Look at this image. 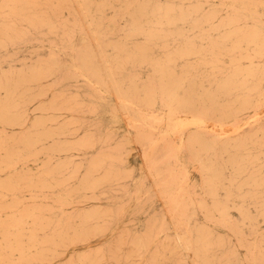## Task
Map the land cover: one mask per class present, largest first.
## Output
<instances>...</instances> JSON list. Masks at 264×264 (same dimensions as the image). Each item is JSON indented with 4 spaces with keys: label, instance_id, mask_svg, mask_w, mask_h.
Instances as JSON below:
<instances>
[{
    "label": "rangeland",
    "instance_id": "374dc122",
    "mask_svg": "<svg viewBox=\"0 0 264 264\" xmlns=\"http://www.w3.org/2000/svg\"><path fill=\"white\" fill-rule=\"evenodd\" d=\"M191 1L0 0L6 264H264V51L223 49L217 71L198 58L229 44L201 31L262 33L264 9ZM250 66L263 70L250 93L213 88ZM209 93L206 130L181 124Z\"/></svg>",
    "mask_w": 264,
    "mask_h": 264
},
{
    "label": "bare ground",
    "instance_id": "6f19581e",
    "mask_svg": "<svg viewBox=\"0 0 264 264\" xmlns=\"http://www.w3.org/2000/svg\"><path fill=\"white\" fill-rule=\"evenodd\" d=\"M192 1H194V0H192ZM191 1V2H192ZM203 1V0H202ZM209 1V0H208ZM223 2L222 3H224L225 4V6H227V7H230V9H235V10H242V9H250L251 10V8H253L252 9V11L253 10H255V11H257L256 9H257V7H260L261 9H264V0H222ZM221 2V1H220ZM194 3H195V1H194ZM201 3V2H200ZM198 4H199V1H196V3L195 4H190L191 5V7H190V9L192 10V11H197L198 9H199V6H198ZM201 4H203V3H201ZM189 7V6H188ZM204 8V7H203ZM218 8H220V7H218ZM222 8V7H221ZM189 9V10H190ZM225 9V8H224ZM200 10H203V9H200ZM222 10V9H221ZM249 10V11H250ZM244 10H242L241 11V13L243 12ZM254 11V12H255ZM260 11V10H259ZM264 11V10H263ZM198 12V11H197ZM197 12H195V13H197ZM200 12V11H199ZM226 12H228L227 10H226ZM239 12V11H238ZM245 12V11H244ZM240 13V12H239ZM245 13H248V12H245ZM256 13V14H255ZM255 13H253L254 15H258L257 14V12H255ZM189 14V13H188ZM217 14V13H216ZM251 14V13H250ZM249 13H248V15H250ZM252 14V15H253ZM212 15H214V14H212ZM243 15H245V14H243ZM253 15V16H254ZM196 16V15H195ZM209 16V15H208ZM255 16V17H256ZM200 18H203V19H201V20H205V19H207V18H205V17H203V16H199ZM199 17H198V15L195 17V19H196V23H199ZM239 17V15H235V17H233V18H230V16L229 17H227V19H226V21H228L227 23H224V22H226V21H224V22H222L221 24H220V26L222 27L223 26V28L225 27L224 25H229V23L231 22V21H233V20H236L237 18ZM245 17H246V15H245ZM259 17V16H258ZM188 18H190V15L188 16ZM230 18V19H229ZM260 18V17H259ZM212 19V18H211ZM224 19V20H225ZM239 19V18H238ZM261 19H262V17H261ZM210 20V19H209ZM219 20V19H218ZM241 20V19H240ZM244 20H246V19H244ZM213 21V20H212ZM253 21V20H252ZM264 21V20H263ZM258 23L259 22H262L261 20H258L257 21ZM216 23V22H215ZM215 23H214V27H215ZM241 23H243V21L241 22ZM257 23V24H258ZM240 24V23H239ZM238 24V25H239ZM254 24H256L255 22H254ZM253 24V25H254ZM241 25V24H240ZM243 25V24H242ZM241 25V26H242ZM253 25H252V27H253ZM260 25V24H259ZM155 26V25H154ZM220 26H217L218 28L220 27ZM231 26V25H230ZM240 26V27H241ZM249 26H251V24L249 25ZM197 27V26H196ZM205 27H206V25H205ZM212 27V26H211ZM213 27V28H214ZM238 26H236L235 28H237ZM90 28V27H89ZM198 28V27H197ZM234 28V27H233ZM239 28V27H238ZM249 28V27H248ZM212 29V28H211ZM221 29V28H220ZM219 29V30H220ZM241 29H243V28H241ZM247 29V28H246ZM263 29H264V27H263ZM1 30V29H0ZM238 30V29H237ZM211 31V30H210ZM209 31V32H210ZM215 31V30H214ZM213 31V32H214ZM241 31V30H240ZM261 31V30H260ZM264 31V30H263ZM202 32V34L203 35H205L206 36V38H204L205 40H206V44L207 45H209V48H211L212 46H214V45H218V44H220V43H225V42H228L229 44H228V46L226 47V48H220V50H218L217 52H215V51H206L207 53L206 54H204V52H201L202 51V49H199V51H198V58L199 59H203V58H207V57H209V56H211L210 57V60L212 61V67H211V69H213V70H222L223 69V66L222 65H218L217 64V61H220L221 59H223V58H221V55H223L222 54V52H223V49H225V52H224V55L226 54V56L229 58V59H232V58H237V61H238V57L240 56V58L242 57V56H244V58L246 57L245 56V53H234L235 51H237V49L238 48H240L241 47V45H249L251 48H253V51L255 52H257V54L259 53V52H263L264 51V32H262V33H260L259 32V30H251V31H248V32H234V29H232V27L231 28H229V29H227L226 31L224 30V31H222V34H219V35H215V34H213V33H211L210 35H209V33H208V35H206V32L204 33L203 31H201ZM217 32V31H216ZM201 34V35H202ZM218 34V33H217ZM198 36H200V35H198ZM198 36H197V38H198ZM203 38V37H202ZM201 38V39H202ZM200 38H198V40H201ZM203 41V40H202ZM202 45V44H201ZM207 45H205V46H207ZM204 47V46H203ZM202 47V48H203ZM215 47V46H214ZM206 48V47H205ZM250 49V48H249ZM240 50V49H239ZM246 50H248L247 48H246ZM245 51V50H244ZM243 51V52H244ZM249 51V50H248ZM252 51V50H251ZM252 51V52H253ZM99 51H97V53H98ZM215 52V53H214ZM246 52V51H245ZM252 52H251V54H252ZM253 52V53H254ZM96 53V54H97ZM100 53V52H99ZM214 53V54H213ZM261 54V53H260ZM264 54V53H263ZM98 55V54H97ZM100 56V55H99ZM98 56V57H99ZM256 56V55H255ZM225 57V56H224ZM226 57V58H227ZM197 58V59H198ZM243 57L240 59V60H242V59H244ZM249 58V57H248ZM233 63V62H232ZM235 63V62H234ZM233 63V64H234ZM250 64H251V62H250ZM247 65V64H246ZM235 66V65H234ZM238 66H240V65H238ZM104 68V67H103ZM230 68H232V67H230ZM243 68V67H242ZM260 68H261V66H260ZM102 70V69H101ZM103 71V70H102ZM101 71V72H102ZM212 71V70H211ZM262 71L263 70H258L257 68H255V67H253V66H250V67H247V68H245V69H242V70H240V68H234V70H233V76H226V77H221L220 75H217V76H219V77H213V80H214V85H213V88L215 89V91L216 90H222V91H226V90H230V89H237V88H239L240 89V87H243L244 89H248V92L250 93V91L251 90H253V89H255L256 87L254 86V85H256V84H252V83H250V81H256V79H260V76H261V74L260 73H262ZM213 72V71H212ZM224 72V71H223ZM110 73V72H109ZM231 73V72H230ZM264 73V72H263ZM103 74V73H102ZM217 74V73H216ZM226 74H228V73H226ZM212 75H214L213 73H212ZM225 76V75H224ZM262 76H264L263 74H262ZM104 77H105V74H104ZM221 77V78H220ZM106 78V77H105ZM244 78V79H243ZM263 79V78H262ZM261 80V79H260ZM259 80V81H260ZM112 81V80H111ZM109 82V81H108ZM115 82V81H114ZM249 82V84H247ZM262 82V81H261ZM105 83V82H104ZM103 83V84H104ZM107 83V82H106ZM117 83V82H116ZM115 83V84H116ZM179 83H180V81H179ZM256 83H258V82H256ZM113 84V83H112ZM245 84H246V86H245ZM260 84V83H259ZM107 85H108V83H107ZM110 85V84H109ZM179 85V84H178ZM262 85V84H261ZM116 86V85H115ZM101 87V86H100ZM111 87V86H110ZM117 88L118 87H116V90H117ZM263 88V87H262ZM243 90V89H242ZM241 90V91H242ZM118 92H119V90H117ZM204 91V93H206V90H204L203 89V87H201V88H199V91H198V93H199V97H200V102L201 103H203L204 104V99H203V92ZM214 91V90H213ZM237 91V90H236ZM247 91V90H246ZM245 91V92H246ZM262 91V90H261ZM212 92V91H211ZM242 92H244V91H242ZM247 92V95L249 94ZM254 93V92H253ZM119 94V93H118ZM210 94V93H209ZM211 94H213V92L211 93ZM211 94H210V96L209 97H211L210 98V100H209V103H208V105L207 104H205V105H202L201 104V111H199V115H196V117L195 118H189V120H187V121H179L181 124H186V123H190V124H194L197 128H200V131L202 132L205 128H207L206 126L207 125H205V123H206V120L207 119H212V110H213V106L216 104V99L213 97V95L211 96ZM154 95V94H153ZM171 95V94H170ZM215 95H216V93H215ZM220 95V94H219ZM241 96H242V93L240 94ZM239 95V96H240ZM243 95H244V93H243ZM250 95H252V94H250ZM249 95V96H250ZM208 96V95H207ZM223 96V95H222ZM246 96V95H245ZM244 96V97H245ZM253 96H255V95H253ZM168 97V96H167ZM206 97V96H205ZM243 97V96H242ZM251 97V96H250ZM249 97V98H250ZM187 98V97H186ZM207 98V97H206ZM222 98H224V97H222ZM203 99V100H202ZM239 99V98H238ZM207 100H208V98H207ZM239 101V100H238ZM121 102H123V101H121ZM168 102V101H167ZM179 103H180V101H179ZM206 103V102H205ZM233 103V102H232ZM168 104V103H167ZM125 105H123V107H124ZM170 106H171V104H170ZM170 106H169V108H170ZM230 106V105H229ZM121 107V106H120ZM126 108V107H125ZM136 108V107H135ZM174 108V107H173ZM176 108V107H175ZM228 108V107H227ZM229 108H231V107H229ZM122 109V108H121ZM171 110H172V108H170ZM234 109V108H233ZM9 110V109H8ZM235 110H236V108H235ZM197 111V110H196ZM231 111H232V109H231ZM115 115V114H114ZM191 116V115H190ZM195 115H193V117H194ZM169 117V116H168ZM185 117V116H184ZM215 117V116H214ZM186 118V117H185ZM223 118H225V117H223ZM178 119H179V116H178ZM180 119H181V116H180ZM216 119V118H215ZM220 120V119H219ZM218 119H217V121H219ZM216 121V120H215ZM216 121V122H217ZM222 121V120H221ZM220 122V121H219ZM178 123V122H177ZM177 123H176V125H177ZM189 124V125H190ZM189 125H187V126H189ZM219 125H221V124H219ZM179 125H177V127H178ZM186 125L184 126V127H187ZM8 127V126H7ZM183 127V126H182ZM240 127V125L239 126H235V128L233 129L234 131L235 130H237L238 128ZM206 130V129H205ZM199 132V131H198ZM196 133V132H195ZM203 133V132H202ZM202 133L200 134V137H199V139H200V150L202 151V152H204V151H206L208 148V143H206L205 141H204V139H203V135H202ZM214 134V133H213ZM221 134L222 133H217V136H218V138L219 137H221ZM21 137V136H20ZM47 138V137H46ZM215 139H217L216 137H214ZM221 139V138H220ZM219 139V140H220ZM223 139V138H222ZM218 140V141H219ZM217 140H216V142H218ZM224 143V142H223ZM215 145H216V143H214ZM238 144V143H237ZM1 145V144H0ZM221 145V144H220ZM229 145V144H228ZM2 146V145H1ZM213 146V145H212ZM226 146V145H225ZM232 146V145H231ZM233 146H234V144H233ZM210 147V146H209ZM3 148H5V146L3 147ZM213 148V147H212ZM26 149V148H25ZM211 149V148H210ZM218 149H219V147H218ZM228 149V148H227ZM199 150V149H198ZM209 151V150H208ZM211 151V150H210ZM235 151V150H234ZM233 151V152H234ZM199 152V151H198ZM14 153H16V152H14ZM18 153V152H17ZM22 153V152H21ZM20 153V154H21ZM197 159V158H196ZM199 159V158H198ZM210 161V160H209ZM3 163H5V162H3ZM198 163V162H197ZM7 164H9L8 162H7ZM219 164V163H218ZM199 165V164H198ZM217 165V164H216ZM215 166V165H214ZM210 167H212L211 165L209 166V168ZM201 168H202V172H206V171H208L209 172V169H208V166L206 165V163H203V161H201ZM200 168V169H201ZM237 168V167H236ZM208 169V170H207ZM212 169H213V167H212ZM218 169H219V167H218ZM240 169V168H239ZM217 170V169H216ZM41 172H42V170H41ZM40 172V173H41ZM39 174V173H38ZM44 174H47V172L46 173H44ZM43 174V175H44ZM232 174V173H231ZM47 175H49V174H47ZM46 175V176H47ZM39 176H41L40 174H39ZM18 177V176H17ZM17 177H15V178H17ZM36 178H37V176H36ZM227 178V177H226ZM232 178V177H231ZM18 179V178H17ZM23 180V179H22ZM48 180H50V179H48ZM19 181V180H18ZM17 180H16V182H18ZM20 183V182H19ZM23 183V182H22ZM30 183V182H29ZM7 184V183H6ZM24 184V183H23ZM33 184V183H32ZM13 185V184H12ZM12 185H10L9 187H11ZM257 185V184H256ZM6 186H8V185H6ZM15 186V185H14ZM23 186V185H22ZM29 186H31V184L29 185ZM251 186V185H250ZM7 188V187H6ZM26 188V187H25ZM28 189V188H27ZM3 190V189H2ZM14 190V189H13ZM18 190V189H17ZM254 190V189H253ZM1 203V202H0ZM262 203V202H261ZM2 206V205H1ZM16 208V207H15ZM13 209V208H12ZM2 210H4V209H2ZM7 210H8V208H7ZM10 210H11V208H10ZM24 210V209H23ZM22 210V212L24 213V211ZM1 211V210H0ZM17 211V210H16ZM15 211V212H16ZM26 211V210H25ZM30 211V210H29ZM36 211H37V209H36ZM21 212V211H20ZM19 212V213H20ZM21 212V213H22ZM20 213V214H21ZM29 213V212H28ZM27 213V214H28ZM264 213V212H263ZM19 214V215H20ZM24 214H26V213H24ZM23 214V215H24ZM22 215V214H21ZM33 215V218L31 219V220H34V218H36V217H34L35 215L34 214H32ZM27 216V215H26ZM62 216V215H61ZM32 217V216H31ZM30 217V218H31ZM60 218V217H59ZM68 218V217H67ZM18 219H20V218H18ZM70 220V219H69ZM19 221H21V220H19ZM64 221H65V219H64ZM68 221V220H67ZM2 222H5V220L3 221V220H1L0 219V234H1V243H0V264H3L7 259H8V256H9V254H10V252H11V250H12V247L11 246H9L10 245V241L5 237V235L2 233V229H3V227H5L6 225H4L5 223H7V222H5L4 224H2ZM32 223V222H31ZM64 223H67V222H63V224ZM21 224V223H20ZM62 224V225H63ZM80 224V223H79ZM83 224V223H82ZM7 225H9V226H12V227H14V226H17V224L15 223V222H11L10 223V221L7 223ZM68 224H66V226H67ZM38 226V225H37ZM65 226V227H66ZM60 227V226H59ZM62 227V226H61ZM60 227V228H61ZM69 228H70V225L68 226ZM55 228V227H54ZM56 228H58V227H56ZM59 228V229H60ZM69 228H67L68 230H69ZM75 228H76V226H75ZM32 229H33V227H32ZM47 229V228H46ZM65 229V228H64ZM36 230V229H35ZM52 230V229H51ZM58 230V229H57ZM61 230H63V229H61ZM34 231V230H33ZM37 231H38V229H37ZM36 231V232H37ZM40 231V230H39ZM59 232H60V230H58ZM49 232V231H48ZM51 232V231H50ZM64 232V231H63ZM31 233V232H30ZM29 232H28V234H30ZM58 233V232H57ZM12 234H10V236H11ZM18 235V234H17ZM16 235V236H17ZM48 235V234H47ZM20 236V235H19ZM21 236H23V235H21ZM30 236V235H29ZM45 236V235H44ZM15 237V236H14ZM35 239H37V237H34ZM42 238V237H41ZM45 238H46V236H45ZM52 238V237H51ZM59 238V237H58ZM43 239V238H42ZM41 239V240H42ZM38 241V240H37ZM14 242H15V240H14ZM55 242V241H54ZM42 243H44V242H42ZM42 243H41V246H42ZM42 249V248H41ZM19 250V252L22 254V250L19 248L18 249ZM43 255V254H42ZM29 257H30V255H29ZM10 259V258H9ZM8 259V260H9ZM41 259H43V258H41ZM31 260V259H30ZM22 261V260H21ZM35 261V260H34ZM10 262H12V261H10ZM15 263V262H14ZM17 263H19V262H17ZM20 263H22V262H20ZM5 264H6V262H5ZM9 264V263H8ZM24 264V263H23Z\"/></svg>",
    "mask_w": 264,
    "mask_h": 264
}]
</instances>
